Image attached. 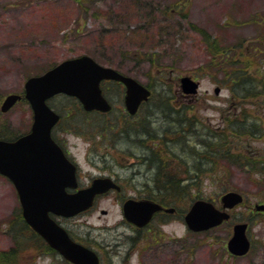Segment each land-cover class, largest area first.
I'll list each match as a JSON object with an SVG mask.
<instances>
[{
	"label": "rangeland",
	"instance_id": "rangeland-1",
	"mask_svg": "<svg viewBox=\"0 0 264 264\" xmlns=\"http://www.w3.org/2000/svg\"><path fill=\"white\" fill-rule=\"evenodd\" d=\"M184 5L186 17L176 11ZM165 8L170 11L164 12ZM261 16L264 17V0H0V136L25 135L33 122V110L24 98L8 111L2 110L8 95L24 97L30 77L42 75L67 59L87 55L103 66L139 80L153 95L135 117L126 111L125 88L120 84H103L105 95L113 105L106 114L83 113L78 100L65 95L53 97L48 104L62 117L55 135L71 150L84 171L89 170L85 161H99L105 155L102 158L115 162L121 174L128 169L120 164L137 161L132 155L141 153L137 141L144 139L156 148L153 157L157 161L163 160L167 170L180 173L183 168L177 146L182 140L194 146L193 136L198 134L203 139L202 135L208 134L209 129L221 132L229 120L243 116L240 110H245L249 117L244 125L251 122L255 113L261 118L264 130V97L253 99L257 103L261 100L258 105L252 98L239 99L224 84L223 74L206 73L202 69L209 59L206 44L190 24L205 29L222 46L234 48L237 54L242 49L249 54L245 50L247 46L264 45ZM251 60V70H258L261 59L253 56ZM185 76L200 82L197 94L182 93L180 80ZM217 88H220L218 94ZM165 96L187 112L180 115L169 112L170 104L161 100ZM188 114L190 119L181 121L187 129L178 134L179 120ZM263 130L258 136L239 138L242 145L259 152L262 160ZM161 144L164 151L160 152ZM92 145L100 150L93 149L89 154ZM218 161L217 169L201 174L200 184L192 185L190 194L197 193L199 198L218 207L224 194L231 191L242 194L245 202L231 211V220L201 233L189 230L183 219L176 220L177 216L158 228L154 223L152 232L146 233L147 239L136 242L139 252L127 264H264V214L255 210V205L264 198V163L261 170L255 171L233 162L234 159ZM191 202L189 195L176 200L177 214H183ZM20 209L13 183L0 174V252L16 247L18 228L15 232L10 224ZM102 210L107 213L103 214ZM122 218L120 203L112 194L74 221L81 225L77 230L82 229L85 236L100 244L111 242L123 231L116 227ZM237 223H249L248 235L252 241V250L240 257L227 250ZM21 242L27 248L33 247L19 253L18 264L51 263V258L44 256V245L35 247L25 235L21 236Z\"/></svg>",
	"mask_w": 264,
	"mask_h": 264
},
{
	"label": "water",
	"instance_id": "water-1",
	"mask_svg": "<svg viewBox=\"0 0 264 264\" xmlns=\"http://www.w3.org/2000/svg\"><path fill=\"white\" fill-rule=\"evenodd\" d=\"M104 80L125 84V103L130 114L137 113L142 102L151 96V90L135 78L102 66L90 56L67 59L42 75L29 78L25 84L24 97L34 112L31 132L15 141L0 140V174L14 184L25 221L74 264L100 262L93 250L75 243L50 214L71 217L85 211L93 205L95 196L110 186L107 180L105 187L98 185L101 181H96L90 189L65 197L66 187H76L75 167L52 138V128L60 116L47 101L57 94H67L78 98L87 111L107 112L111 105L102 93L101 82ZM180 82L184 93L198 92L200 82L191 76L181 78ZM219 91L217 88L215 92L218 94ZM21 99L19 94L8 95L2 110L8 111ZM221 202L222 209L210 201L197 200L185 217L188 227L200 232L220 226L230 219L228 210L242 204L244 196L231 191L222 196ZM160 209V205L151 201L130 200L124 205L126 219L141 227L147 225ZM255 210L264 212V204H256ZM248 228L247 223L234 226L233 236L228 241L231 254L244 256L249 252Z\"/></svg>",
	"mask_w": 264,
	"mask_h": 264
},
{
	"label": "flooded vegetation",
	"instance_id": "flooded-vegetation-1",
	"mask_svg": "<svg viewBox=\"0 0 264 264\" xmlns=\"http://www.w3.org/2000/svg\"><path fill=\"white\" fill-rule=\"evenodd\" d=\"M107 83L124 86L121 83L113 81H108ZM103 93L105 94V91ZM60 122L61 119L53 129L52 137L62 148L65 155L75 165L77 176V187L66 188L65 197L75 194L78 191L89 189L94 185L96 180L106 179L111 181L110 183L112 187L107 189L104 193L96 195L92 209L96 208L100 200L108 199L112 194L115 195L122 209L123 218L116 227L123 228V231L118 233V236L113 238V240H109L111 242L106 240L104 243L100 244L90 239L89 235L85 236L82 229L77 230V227L80 226L79 228H81V225L78 224L77 221H74L77 217L90 213L92 209L72 218L53 216L54 220L68 232L73 241L92 248L98 254L101 264H105L106 260L107 264L109 262L115 264V261H119L120 264H127V262H130L134 257V254L139 252L136 242L140 238L147 239L146 233L150 234V232H152L151 230L154 228V223H156L155 226L158 228V225L162 226L164 223L169 222L172 217L177 216L176 220H185V215L188 210L185 209L183 214L178 215V206L174 203H169L171 200L176 201L184 199L188 195L187 156L184 153L183 148H181L180 153L177 155L182 162L181 168L183 169L180 173H174L173 171L167 170L162 163L163 160H159L157 163L150 161V158H153V153L156 148L151 146L148 140L144 139H138L137 141L140 143L138 148L141 150V153H134L132 155L133 159L137 158V161L130 164H120V162H118L122 168L128 169L122 170L121 174L117 172L115 162L106 161V159L102 158L105 155L100 156L99 161H85V163L89 165V170L84 171L83 166L77 161L71 150L63 141H60L57 135H55V131L60 125ZM123 130L124 129L121 130L122 133L124 132ZM99 134L101 135V132ZM162 142L164 143L163 140ZM95 147L96 145L91 146L89 154L94 151L93 149L100 150V147ZM158 151H164V145L161 144ZM154 164H157V166ZM129 173L131 174V177L128 176ZM129 190H133L134 193H128ZM129 200L153 201L161 205L162 209L155 213L150 224L145 227H139L129 223L124 217L123 205ZM43 245L46 247L47 244L45 241H43ZM44 256L51 258V263L49 264H54L56 261H60L62 264H72L63 259L51 248H46Z\"/></svg>",
	"mask_w": 264,
	"mask_h": 264
},
{
	"label": "trees",
	"instance_id": "trees-1",
	"mask_svg": "<svg viewBox=\"0 0 264 264\" xmlns=\"http://www.w3.org/2000/svg\"><path fill=\"white\" fill-rule=\"evenodd\" d=\"M185 7L186 5L182 6L181 8H176V11L183 14L184 17L187 16V12H183ZM165 10L164 12L170 11L168 10V8H165ZM151 13L153 12L151 11ZM259 20L260 24L262 25L264 23V17L261 16ZM190 25L203 37L204 43L206 44V53L209 59H206V66L202 68L206 71V73L223 74L224 84L228 88H230V90L232 91V95H235L239 99L252 98L253 101V99L259 100V98L264 97V45L262 43L257 45L253 44V47L247 46L245 50H247L249 54L245 52L244 49H242V52L240 54H237L234 48L222 46L220 41L217 38H214L205 29L200 28L196 24L191 23ZM246 54L247 60L243 58ZM144 56L149 58L151 55L149 56L148 54H145ZM253 56L259 57V59H261L260 65L261 67H263L262 69L261 67H259L256 71L251 70L253 65V61L251 59L253 58ZM150 60L153 61V59L151 58ZM161 100L170 104V108H168V111L174 115H180L187 112L185 107L177 108L176 104L173 103L168 96L161 97ZM253 103L255 105L259 104L255 101H253ZM240 113H242L243 116L238 115L234 120H229L228 124H226V126L222 128L221 132L213 130L210 131L209 129L208 134L202 135L204 136L203 139H200L201 137L198 136V134L192 137L194 139L193 141H195L194 146H191V143H188L186 140H182V144L177 146L178 148H180L179 150L183 148V151L187 156L189 197L199 198V195L197 193L194 195L190 194V188L192 187V185L200 184L199 180L202 173L217 169L219 159L225 161H233L234 159L233 162L244 164L248 169L250 168L255 171L261 170L260 165H262L261 163H264V159L262 160L259 157V152L254 150L251 146L242 145L241 142H239V138L242 136H258V134L263 130L261 126V118L253 113L251 116L252 119L250 120L251 122L244 125L249 121V117L248 114H246L245 110H240ZM188 116L189 114L179 120L180 123L177 130L178 134L183 133L182 131H185L184 129H187L185 128L186 124L181 123V121L186 122V120L190 119L187 118ZM231 122H233L234 124L232 125ZM238 122H241V124H239ZM16 138L17 137L12 138L11 136H0V139L9 141L15 140ZM198 141L200 142V144L196 143ZM243 147L246 149L249 148V150L247 152L238 151V149ZM150 161L157 163V160L154 157L150 158ZM155 166H157V164ZM174 202L176 201L171 200L169 203ZM261 202H264V198ZM10 225L11 230L13 228L15 231V228H18L17 233H15L16 247L11 248L10 250L5 252H0V264H18L17 257L19 256V253L23 250H27L32 246L30 245L27 248L26 245L21 242V236L25 235V237L33 242L35 247L39 248L43 245L42 238L38 234H36L25 222L21 213V209ZM157 237L158 236L155 234L154 238ZM46 248H49V246L46 245Z\"/></svg>",
	"mask_w": 264,
	"mask_h": 264
}]
</instances>
